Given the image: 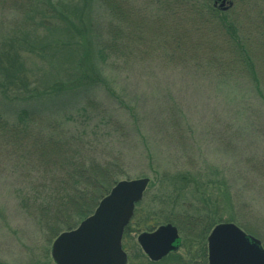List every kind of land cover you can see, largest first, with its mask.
Wrapping results in <instances>:
<instances>
[{"label": "rangeland", "instance_id": "1", "mask_svg": "<svg viewBox=\"0 0 264 264\" xmlns=\"http://www.w3.org/2000/svg\"><path fill=\"white\" fill-rule=\"evenodd\" d=\"M57 1L61 8L64 0H53ZM66 1H71L70 10H62L69 23L83 28L72 13L81 0ZM125 3L132 17L147 24L157 18V9L150 8L147 0ZM211 4L221 10L219 1ZM224 6L247 38L250 65L244 64L242 70L230 49L227 54L213 51L208 57V51H201L180 62L177 53L167 54L154 42L146 43L145 50L140 48L138 57L100 64L92 55L93 47L87 48L91 40L87 33L67 32L59 20L51 26L53 30L43 27L51 10L45 0H0V48L1 43L26 35L34 47L48 50L44 57L23 53V73L17 77L21 91H9L0 74L2 115L13 122L18 109H28L35 116V127L61 124L65 137L70 136L68 130L84 125L88 133L82 141L89 145H82L83 154L100 163L115 159L128 177L120 180L148 178L146 192H153L150 184L155 178L164 177L167 183L173 176H184L170 197L163 199L159 192V201L150 202L149 197L141 201L139 215L153 230L168 224L162 216L174 214L178 222L187 212L208 217V225L232 223L252 232L264 247V0H226ZM64 32L69 34V44ZM203 35H192L191 40L200 41ZM207 44L209 49L218 47ZM204 59L211 62L208 67L199 66L200 61L206 63ZM5 138L2 133L0 264H53L54 240L20 201V195L32 187L44 181L48 185L42 176L46 171L35 164L36 157L20 168L13 152L16 145ZM77 140L72 151L81 148ZM34 144L31 140L32 148ZM142 232L150 231L139 229L127 235L133 248L124 250L128 257L140 250V264L145 260L171 264L151 262L143 254L136 241ZM182 239L179 232L177 248L171 253L183 264H207V241L195 250L197 243L190 239L188 252Z\"/></svg>", "mask_w": 264, "mask_h": 264}, {"label": "trees", "instance_id": "2", "mask_svg": "<svg viewBox=\"0 0 264 264\" xmlns=\"http://www.w3.org/2000/svg\"><path fill=\"white\" fill-rule=\"evenodd\" d=\"M65 1L60 8L61 3L58 1L45 0V5L51 10L47 13L49 19L43 20V27L53 30L54 27L51 26L59 20L61 23L64 22L62 28L67 32L75 29L74 31L79 35L87 33L91 39L87 48L89 47L91 51L93 47L92 55L96 56L100 64L109 60L119 62L122 59L138 57L140 48L148 47L146 45L148 42H154L162 50L167 51V54L168 51L170 55L177 53L176 58L180 59V62L201 51H208L205 56L208 57L213 55V51L227 54V50L230 49L229 53L237 58L238 69L242 70L244 64L250 65L247 38L241 34V30L239 32L241 25L236 26V17L232 16L231 11L224 12L217 9L211 4L212 0H147V5L150 8L155 7L158 11L157 18L154 21L149 20L148 24L137 16L132 17L125 0H81L80 8L73 9L72 13L83 24V28H74L73 24L69 23V17L63 13V10L69 12L71 1H66V3ZM67 32H64V35L67 38L66 44H69L71 40ZM152 33L156 35L155 38L152 37L154 36ZM202 33H204L202 40H191L192 35ZM162 37L163 40H161ZM30 41V36L23 35L20 38L13 37L5 44L1 43L0 74L3 76L2 83L6 84L9 91L10 88H13L15 92L21 91L22 83L17 77L20 72L23 73V53H30V55L34 53L44 57L48 51L42 45L38 48L37 45L34 47ZM207 43H214L218 47L209 49ZM204 62L206 63L203 65L200 61L199 66L208 67L211 63L206 59ZM253 70L251 67V71ZM18 110L13 114V122L5 119L0 110V135L3 133L8 143L16 145L14 151V147L11 149L15 152L14 156L17 157L20 168H25V164L36 157L35 164L40 165L41 171H46L42 176L46 177L48 185L44 186L43 179V185L32 187L25 194H21L20 201L25 206L20 205L24 206L25 211L38 226L45 227L46 234L54 240L60 233L73 229L74 225L91 215L99 201L109 193L111 188L122 177H128L126 173L124 174L125 171L121 164L115 159L100 163L89 159V153L83 154L82 145L84 148L85 145L87 147L89 145L82 141V137H86L88 133L84 125L80 130L75 129L73 132L68 130L70 136L65 137L63 129L60 128L61 124L51 123L35 127L33 122L35 116H32L28 109ZM77 139L80 140L81 148L72 151V143ZM31 140H35L33 148L30 146ZM184 179V176H178V178L173 176L166 183L163 181L164 177L155 178L153 184H150L153 192L150 193V190L146 192V190L142 200L147 197H149L148 201L158 200L159 192L163 199H166L167 196L170 197L172 191H176L174 190L175 183L182 182ZM141 201L135 205L133 216L124 228L123 250L132 248L127 242V235L131 231L153 230L152 224H146L143 217L139 215ZM162 217H164V222L173 224L182 234L183 246L188 252L192 249V245L187 241L190 239L196 241L194 249L199 250L200 242L205 243L208 231L215 225V223L208 225V220L205 219L208 217H193L187 212L183 220H180L181 222H176L174 214ZM201 252L204 254L203 249ZM140 256L143 257L140 250H137L131 257L127 255V262L140 264L138 261ZM168 262L171 264L184 263L181 258L172 253L158 263ZM144 263L148 264L146 260Z\"/></svg>", "mask_w": 264, "mask_h": 264}, {"label": "water", "instance_id": "3", "mask_svg": "<svg viewBox=\"0 0 264 264\" xmlns=\"http://www.w3.org/2000/svg\"><path fill=\"white\" fill-rule=\"evenodd\" d=\"M217 1L222 11L228 9L224 6L226 0ZM148 181H118L91 215L54 239L50 249L54 264H127V254L122 249L123 231ZM178 238V229L168 223L140 233L136 241L151 262H158L176 250L174 243ZM207 264H264V249L258 239L234 224L220 223L207 237Z\"/></svg>", "mask_w": 264, "mask_h": 264}, {"label": "flooded vegetation", "instance_id": "4", "mask_svg": "<svg viewBox=\"0 0 264 264\" xmlns=\"http://www.w3.org/2000/svg\"><path fill=\"white\" fill-rule=\"evenodd\" d=\"M241 229V228H240ZM246 235H249V236H251V237H254V238H256V236L254 235V233H252V232H249V231H246V230H243V229H241ZM254 235V236H253ZM257 239V238H256ZM260 241V240H259Z\"/></svg>", "mask_w": 264, "mask_h": 264}, {"label": "bare ground", "instance_id": "5", "mask_svg": "<svg viewBox=\"0 0 264 264\" xmlns=\"http://www.w3.org/2000/svg\"><path fill=\"white\" fill-rule=\"evenodd\" d=\"M87 218V217H86ZM84 220V219H83ZM80 223V222H79ZM79 225V224H78ZM51 249V248H50Z\"/></svg>", "mask_w": 264, "mask_h": 264}]
</instances>
